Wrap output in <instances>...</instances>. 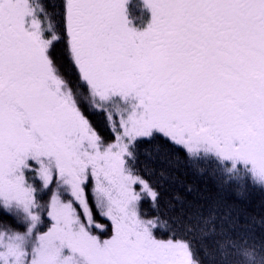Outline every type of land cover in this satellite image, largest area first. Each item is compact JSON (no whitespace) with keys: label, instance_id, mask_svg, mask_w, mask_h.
<instances>
[{"label":"snow or ice","instance_id":"obj_1","mask_svg":"<svg viewBox=\"0 0 264 264\" xmlns=\"http://www.w3.org/2000/svg\"><path fill=\"white\" fill-rule=\"evenodd\" d=\"M130 5L0 0V264H264V0Z\"/></svg>","mask_w":264,"mask_h":264},{"label":"trees","instance_id":"obj_2","mask_svg":"<svg viewBox=\"0 0 264 264\" xmlns=\"http://www.w3.org/2000/svg\"><path fill=\"white\" fill-rule=\"evenodd\" d=\"M130 9L134 18L139 17L141 15V11L139 9V0H131ZM143 15L146 18L147 13L145 12L143 13ZM177 175L180 176V178L183 179L185 182L193 184L199 190L211 188L212 186L211 180L207 176H196L188 170L181 169L177 173ZM262 202H264V193L254 191L250 194L248 207L258 212L260 210V205Z\"/></svg>","mask_w":264,"mask_h":264}]
</instances>
